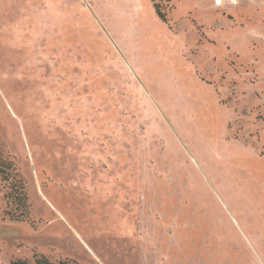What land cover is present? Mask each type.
<instances>
[{
	"label": "rangeland",
	"instance_id": "obj_1",
	"mask_svg": "<svg viewBox=\"0 0 264 264\" xmlns=\"http://www.w3.org/2000/svg\"><path fill=\"white\" fill-rule=\"evenodd\" d=\"M264 264V0H0V264Z\"/></svg>",
	"mask_w": 264,
	"mask_h": 264
},
{
	"label": "trees",
	"instance_id": "obj_2",
	"mask_svg": "<svg viewBox=\"0 0 264 264\" xmlns=\"http://www.w3.org/2000/svg\"><path fill=\"white\" fill-rule=\"evenodd\" d=\"M11 264H29V263L25 261H14ZM34 264H50V263L44 258H37L35 259Z\"/></svg>",
	"mask_w": 264,
	"mask_h": 264
}]
</instances>
